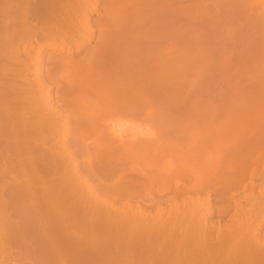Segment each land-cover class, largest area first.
Returning <instances> with one entry per match:
<instances>
[{"label":"rangeland","instance_id":"374dc122","mask_svg":"<svg viewBox=\"0 0 264 264\" xmlns=\"http://www.w3.org/2000/svg\"><path fill=\"white\" fill-rule=\"evenodd\" d=\"M4 1L0 0V5H1L0 6V13L5 12L3 9L4 8L3 6L5 5L6 2H4ZM31 1L32 2L35 1L34 3H36V2L39 3V0H31ZM40 1H42V0H40ZM75 1L76 0H74V2L72 1L74 3L73 6L76 4ZM114 1H115V3H114L115 6L109 7L107 5V0H98V2L96 4V10L89 14V21H90V24H91L92 30H93V35H92L93 39L87 45L85 44L83 49H81L80 51H76L73 56H71L69 53H67V51H62L59 48H62V47L71 48L72 46H75V44H82L83 43L84 38L82 35H80L81 33H79V31L77 30L79 25H76V27L78 26L77 29L73 30L72 33H69L68 39L64 40L63 44H60L57 49H54V47H46L43 50V53L41 54V57H42L41 58L42 59L41 65H39V67H37L38 66L37 62H36L37 60H35L36 58H38V55H39V50H38L39 46H36L37 42L40 40L38 42V45H42V46L44 45V43L46 44L47 42H49V43L52 42V39H50V37H49V39H47V37H46V33L48 31L44 32L45 37H46L45 39H47V42H46V40L42 39V38H44V35H42L43 31L47 30V29H43V28H47L50 26V25H47V23H45V22H48V20L44 21L45 19H43V18L36 19V20L32 19L33 22L37 21L35 23H36V25H38L37 26L38 30H39L38 32L41 35H39V36L37 35L36 45L34 44V42L29 43L31 45H29L27 42L28 45L26 44V46H25L27 51L29 52L27 54L29 56H32V57H29L28 55H26V57H28V58H26L27 62L24 60V63L26 62L25 63L26 65H24L23 61L20 62L18 60H16L17 64L14 60H12V62H15L14 64H9L11 62V60H9L8 58H7L8 59L7 60L6 57L3 58V55L1 53L3 51L0 52V57L2 55V58H0V59H2V60H0V64H2V65H0V66H3V65L7 66V67H5L6 70L8 68V69L12 70V72H14V70L21 72V71H23V70L25 71L27 69L25 71V73H23V72L20 73L21 76H17V78H18L17 80L19 81V78H21V81L23 82L24 77L29 78L28 81H30V82H28L27 80L24 81L25 84L19 82L23 86L21 89L24 88L28 92H30L31 90H32V93L37 91L36 90L38 87V85L36 83L38 80L37 71L39 69H41L42 73H43L42 78H43L44 83L46 84V87L42 92H40L39 95L49 93L48 98H51L53 105L55 104L54 106L56 107V108L54 107L52 109L48 108L45 104L46 99L43 101L44 102L43 104L45 107L44 106L42 107V104H40L39 107L37 106V108L29 107L31 104H27V103L31 102L32 99H35V98H33V97H35L34 93L31 94V96H32L31 97L32 99L30 98L31 101H27V103L24 102V103H26V106L22 102H20L21 106L19 105L18 102H17L18 104L17 103L14 104V102H13V104L15 106L9 107L10 105L8 106V104H11V102L7 104L8 100H9V99L7 100V97H9V98L13 97L14 98V96H12V93L10 91L9 92L11 94L5 93L4 96L5 97L7 96L6 98L5 97L0 98V99H2V100H0V102H2L1 104L3 105V102H4V104H7L4 106L5 107L8 106L6 108L4 106H0V118H2L0 120V135L2 134V138H4L3 142L0 139L1 140V143H0L1 144L0 145V173H1L0 174V189H1L0 190V204H1L0 205V208H1L0 209V211H1L0 212V238L2 237L1 235L12 236V233L15 236H17L15 233H18L19 234L18 237L20 236L19 237L20 240H18V238H15V239L13 238L12 242L8 240V239H10V237L8 238V236L6 239L2 237L1 238L2 241H0V242L1 243L3 242L2 243L3 246L9 244L10 247L12 248L11 251H14V254L19 253L18 255H16L18 258L15 256V258L12 259V263L14 261L13 264H20V263H22V264H24V263H27V264H194L195 263V264H197L196 262H199L200 260L201 261L198 264H202V263L204 264V262H205V264L206 263L207 264H222L224 259H221V257H220V259H217V262H216V260L214 262L202 261V259H203L202 253L203 252L201 253L202 256L196 255V256H198V257H196L195 254H198V253L195 252V254H194L193 251L191 252L189 250H188L189 252L187 251L188 253L186 251H184L185 253H183V254H182L183 251L180 252V254H179V252H177L173 249L166 250V247L163 243L161 244L160 241H158V240L156 241V239H153L152 233L150 231H148L146 233L145 230H142V231H144V233L137 232V234H135L136 233V232H134L135 230L130 231L128 229L129 231L127 230L128 232L126 231V234L124 231L123 234L119 233L120 235L119 234L116 235V233H110V232L108 233L106 229H104V231L106 230V233H104L102 231L103 229L101 230L100 228H99V230H101L102 232L96 228H95L96 230L93 229L91 227L92 223L90 221H89L90 222V224H89L90 226H89L88 225L89 222L83 220L84 219L83 216L85 217V214H83V212H82L84 210H82L83 206L81 204L83 200H81V198H80L81 196H79V195L82 194L84 196L83 191H82L84 189V187H83L84 185H81V183H79L78 181H75L81 185L80 187H83V189L81 188L79 190V188H76L75 185H72L75 182L72 180L74 183H71V180L68 178L71 176V174L74 173L73 172L74 171L73 166H72L73 163H72V161L71 162L69 161V163H68V160L66 162L65 159L63 161L61 155L69 147L66 148V145H65V148H63L62 144L64 143V144H67V146H70L69 149L71 151H73L72 153H75L74 155H75L76 161H79L81 164L80 169L82 168L81 171L84 174L83 176H86L89 179L93 178L91 181L93 182L94 186L96 184V187L98 189L97 191L99 192V194H101V196L103 195V197L105 196L109 199L111 197L110 194L106 195V193L108 192V189H109L108 188L109 185H112V183H116L118 178H120L121 176L118 177V176H116V174L111 176V174H109V173H113V170L111 169L112 172L111 171L109 172L111 166H109L110 163L107 161L110 160L109 159L110 157H111V160H115V158L118 161H119V158H120V161H121V159L124 160V155H126L127 153L129 154V152L132 149L127 150L126 154H124L125 152L122 151L123 155H121V153L120 154L116 153V155L114 154V156L113 155L110 157L108 156V160L104 163L102 161L105 160L107 157L105 159H101V158H104L103 156H105V155L107 156L108 154H110L111 152L108 153V151H111L110 148L112 147L114 149L118 143L120 144V142L123 138L126 140L123 139L122 142L123 143L125 142L127 145L131 144L132 140H134V141L136 140L135 142L138 143L137 148L138 147L143 148V146L144 145L146 146V143H147V148L149 147L148 149H152L150 147H152V145L155 144L154 140L159 141V142L156 141L157 143H161V147L159 148L160 150L158 149V151H156L157 146H155V147L153 146V149L154 148L156 149V150L152 149L153 152L151 150L149 151L148 149H145L144 152H142L143 151V149H142L141 153H139L140 152V150L138 151L139 148L138 149L136 148L137 149V156L134 155L133 154L134 152H133L131 154L132 155L131 159H130L131 155L127 154V156H128L127 160L130 159L131 161L129 160V163L127 164V162L125 160L124 166L127 164V167H123V164H121L122 168L119 166V169L120 168L121 169L117 170V171L118 172L121 171L124 174V172H129L130 170L132 171V169H134L133 171L135 172V174H134L135 177H136V174L138 172H140L144 167H146L145 165H149L152 161L156 162V164H157V167L155 166L156 170L159 167L158 169L161 170V172H163L164 168L166 169L167 165L169 163H171V164L175 165L176 167H179L180 165L186 166L188 171L193 173L192 175L195 174L194 177L195 176L198 177L199 175H201L202 172L201 171L197 172V170H196L197 166L206 165L207 162L212 161L216 156H218V154L221 153V149L215 148V147H207L203 151H202V149H200L201 146L199 144L202 143V139H200V138L204 139L203 134H207V133H208L207 136L209 135V133H210V135L212 133L211 138L212 137L214 139L217 138L216 140H218V136H216V138L214 136L218 135V133L220 131V133L223 134L220 136V133H219V136L221 137V138L219 137L220 141H222L223 144L225 142H227L226 145L230 146V148L234 150L233 153H239L240 154V152H241V151L235 152L236 150L237 151L239 150V149H235L237 144H242L243 147H245L246 151L241 152V154L244 153V155H246V156H247V154H246L247 151L252 152V150L255 149V145H256L255 142L256 143H258V142L263 143L262 146L264 149V0H134L135 3H134V5H133V3H131V6H126L125 4L121 3V0H114ZM65 2L66 1L62 2V4L66 5L67 2L66 3ZM128 4H130V3H128ZM91 9H92V6L86 4L85 6H83V8H81V11L84 10L85 12L83 11V13H88L89 11H91ZM126 9H128V11H130V10L132 11L131 18L128 22V23H130V25H129V31H128L127 36L129 37L130 42H131V46L129 45V49L132 47V49H130V51L133 50L132 51L133 56L127 61L126 67L128 69L127 74L128 75L132 74L133 76L130 75L131 78L127 81L128 83L132 82L131 83L132 86H130V90H132V91H129L130 95H124V97L122 96V98H125V100H124L125 103H128L131 106L135 105V106L141 107V109L143 108V113L139 117L133 116V115H130V116L122 115L124 117L120 116V118H118V116L106 117V116H102V115L100 116V118L99 117H97V118L89 117L86 115V114L89 115V113H90L89 109L91 111H93V110H96L99 108L100 109L105 108V107L111 105V103L113 104V100L110 98L105 99L101 96L100 97L97 96L98 98L94 97L93 99H89L88 97H85V96H81L79 99V97L76 96L75 101L78 100L77 102L78 103L80 102V104H82L83 106L80 105L81 107L76 108V109H74L72 106L68 107L69 103H71V101H74L72 99L74 96L72 97V95L64 92V88H65L64 86H67L65 80H64V83H62L63 80H61V81L59 80L60 81V84H59L58 82L55 83V81L52 80V78L55 77V78H59V79H67L66 77L69 75L68 71L70 72L71 70H68V71L63 70L64 72L60 71L61 73L58 72V74L55 73L54 71L52 72V67H51L52 59L53 58L55 59L56 55L57 56L61 55V57H63V59L65 58V60H66L67 58H69L70 60H67V61H70L72 63L77 64L78 62H80L86 58H90L93 51L95 49H97L100 46V44L103 42V39H104L103 31H106V29H108L109 27L115 28L116 26L122 25L123 21H121V18L119 15H120V13L123 12V10H126ZM135 9H136V11H135ZM3 13H2V15H3ZM19 14L20 13L18 12V15ZM4 16H6V15H4ZM0 18H2V16H0ZM5 18L6 17H4L2 19L4 20ZM3 20H2V22H3ZM106 20L107 21L110 20V26L105 25ZM5 21H7V20H5ZM58 22H59V24H61L60 21H58ZM0 23H1V21H0ZM7 24L8 23H6L5 26ZM45 24H46V26H45ZM51 24L54 25V23H51ZM53 25H51V27H53ZM1 26H3V25H1ZM56 26H57V24H56ZM56 26L54 27L55 29H57ZM150 26H152V27L150 28ZM1 28H5V27H1ZM1 28H0V30L2 31ZM79 28H81V27H79ZM146 28H148V29H146ZM11 29H12V31L14 30L12 27H11ZM145 30H148V31H146L147 34L145 33ZM9 31H11V30L9 29ZM2 32L4 33L5 30ZM2 32L0 34H3ZM50 33L51 32H49L48 35ZM142 35H146L145 39H143L144 37ZM41 36H43V37H41ZM57 39L58 40H55V38H54L53 41H60L61 38H57ZM25 43H26V41L23 44H25ZM23 44H21V45H23ZM25 47L23 45L20 47V49L21 48L24 49ZM35 50L37 52H35ZM30 52H31V55H30ZM36 55H37V57L35 58ZM52 56H54V57H52ZM95 57H98V56H95ZM3 59L7 60V61L4 62ZM31 60H32V62H31ZM143 61H146V64H148L147 68H149L148 70H146V71H149L148 72V78H146V79L149 81L151 80V82L146 80L148 82V85L150 88L147 89L148 92L146 91L145 92L146 95H144V96H142V94H143V92L141 91L142 86H140L141 88L139 87V85H141L140 84L141 82L139 80L141 77L140 74L144 73L142 64H144L145 62H143ZM28 62H29V64L31 62V64L27 65ZM8 64H9V66H8ZM17 65H18V68H17ZM130 65H131V67H130ZM140 65H142V66H140ZM4 66L0 67V73L3 71V69H1V68H4ZM25 66H27V67L25 68ZM139 66L141 69L139 68ZM154 67H156V68H154ZM161 67L163 68L164 73L162 72ZM150 68H151V70H150ZM156 71L158 72L157 75H159V76H156ZM159 71L161 72V74L164 77L161 76ZM12 72H10V73H6V71L3 72V73L8 74V75H4V74L1 75L0 74V76L2 77V78L0 77V80L2 82H6V81L8 82L9 80L11 81L12 79H14V75L12 74ZM9 74H11V75H9ZM24 74H26L27 76H24ZM62 75H64V76H62ZM139 75H140V77H139ZM150 76H152V77H150ZM160 76L164 80H162ZM132 77H133V79H132ZM26 81L28 83H26ZM134 81H136V82H134ZM160 81H161V83H160ZM156 82H159V83H156ZM135 83H136V85H134ZM152 83H153V85H152ZM55 84H57V85H55ZM61 84H64V86H62ZM158 84L160 86H156ZM155 86H156V89L158 87V91H156ZM167 86H168V88H167ZM62 87H64V88H62ZM132 87H133V89H131ZM29 88H31V89H29ZM136 88H138L137 90L140 89L141 92L136 91ZM165 88H166V90H168L167 92H166ZM151 91H152V94L150 95L149 93H151ZM21 93H24L23 90H21ZM147 94H148V96H147ZM8 95H10V96H8ZM14 95H16V94H14ZM29 96L27 97V100H29L28 99ZM3 99L5 101L7 100V102H5ZM87 99H89V100H87ZM95 99H96V101H95ZM98 99H99V101H98ZM174 99H176V101H174ZM83 100H84V103H83ZM92 102H94V103L92 104ZM66 103H68V104L66 105ZM16 104L19 105L21 108L19 106H16ZM22 104L24 105L23 106L24 108H22ZM140 105H142V106H140ZM8 108H9V111H8ZM25 108L29 109L28 110L29 112L28 111L27 112L31 113V115L30 114L29 115L31 116L32 120H31V122L28 121L29 123L25 122V123H28L27 125L23 124V126H21L22 125L21 123L23 121L20 120V118H19V117H21L19 115L20 114L19 110H23ZM47 109H49L50 111L49 110L47 111ZM53 109H55V110H53ZM13 110H16V111H14L15 115L13 114L14 118L11 117L12 114H10V116H9V114H6V112H5V111H7L8 113H11V111H13ZM17 110H18L19 114L17 113ZM39 110H41V113ZM76 110H77V113H76ZM45 111H46V113H45ZM59 111L63 113V116L67 115L66 117H68V119H69L68 121L70 122V123L67 122L63 128H61L63 123L60 124L56 118V117H58V115H60ZM23 112H24V110H23ZM4 113H5L6 117L9 116L12 120L10 118L8 119V117L6 119ZM82 113L83 114L86 113V114H84V116H83ZM45 114H46V116H45ZM51 114H52L51 117L55 116V118H53L54 126L52 125V126H50L51 129L50 128L48 129L46 126H48L50 124H49V122L46 123V121H48L47 117ZM79 114H80V116H79ZM32 115L33 116L35 115L36 119L33 118ZM149 115H150V118H149ZM77 116H79V117H77ZM79 119L80 120L82 119V120L80 121ZM10 120H11V122L13 121L12 124H11ZM49 120H50V118H49ZM14 121H15V123H14ZM20 121H22V122H20ZM33 121H35V122H33ZM36 121H37V123H39V125L36 124ZM17 122H19L20 125ZM91 122H92V124H91ZM31 123H33V125ZM79 123L80 124L83 123V124L80 125ZM89 123H90V125H89ZM9 124H11L12 126L14 125V127L15 126H17V127L14 128V127L10 126ZM44 124H45V127L42 128L41 126H44ZM56 126H58V127H56ZM101 126H103V127H101ZM74 127H75V129H74ZM8 128L10 131L11 130L12 131L9 132V130H7ZM66 128L70 129L69 130L70 132L66 131L67 133H65L64 130H67ZM62 129H64V130H62ZM99 129L101 131H99ZM39 130H40V132H39ZM81 130L82 131L84 130L87 133L85 134V132H84L82 134V132H81L82 135H79ZM27 131H30V132H27ZM88 132H90V134ZM98 132H100V135ZM225 133H227V134H225ZM42 134H43V136L44 135L45 136L43 137ZM93 134H94V137H93ZM83 135H85V136H83ZM113 135L117 136L116 137L117 139L119 137L120 142L118 140L116 141V139L114 140ZM149 135L152 136L153 138L150 137ZM39 136H40V138H43L46 141L44 140L42 143L43 139H41V141H40ZM88 136H89V138H88ZM96 136H98V137H96ZM109 136L111 138H113L115 143L117 142L115 145H113L114 143L111 142L112 139ZM199 136H201V137H199ZM22 137L24 140L22 139ZM52 137H54V138L52 139ZM154 137H155V139H154ZM79 138H81V139L79 140ZM129 138H130V141H127V140H129ZM146 138H147V140H146ZM108 139H111L110 142L113 146L108 147V145H111V144H109ZM149 139H150V141H149ZM82 140L84 142H82ZM105 141H106V143H105ZM212 141H214V140H212ZM85 142L87 144L84 145L83 143H85ZM239 142H242V143H239ZM246 142L248 144L245 145ZM51 143H53V146ZM81 143H82V145H81ZM40 144H41V146H40ZM57 144H61L62 148H60V150L62 149L63 152L62 153L60 152L59 154H61V155H59L57 160H54L53 156L51 155L52 154L51 152L53 151L54 148H56L55 146H57ZM96 144L97 145L100 144L101 149H102V146L104 145L105 147L108 148V150L102 149V150H104V151H102L101 149H98L96 147L98 149V151L101 150L100 151L101 153L102 152H104V153L107 152V153L101 154L100 152H98L102 156V157L99 156V157H101L100 158L101 163H99V161H97L98 162V163L96 162L97 165L94 167V169H92L93 167H91V169H92L91 170L89 167L90 165H88V163L90 161L87 163V161H85V160H89V158H90L89 154H91L92 152L95 154L97 152V151H95L96 149L94 148V145L97 146ZM148 144L149 145L152 144V145L149 146ZM86 145H89V146H86ZM104 146H103V148H104ZM238 146L240 147L241 150L244 149L241 145H238ZM44 147H45V150H44L45 152L43 151ZM91 147H93V149ZM119 147H120V145H119ZM260 147L258 146V149ZM47 148H48V150L50 148V150H49L50 152L47 150ZM23 149H24V151H23ZM86 149L88 152L86 151ZM115 149H116V151L115 150L114 151L117 152L118 151L117 146ZM227 149H228V147H227ZM231 149L230 150L228 149V152L231 151ZM263 149L261 147V150H263ZM28 150H30L29 153H28ZM55 150L58 151L59 149H55ZM147 150L149 152H147ZM197 151H199L201 154H196ZM258 151L260 152V149ZM119 152L120 151H118V153ZM228 152L226 155H228L230 153L229 155L231 156L232 153L231 152L228 153ZM253 152H254V150H253ZM22 153L24 155H22ZM254 153L257 156L261 155V154L264 155V152L258 154L255 151ZM239 154H237V155H239ZM251 154H250V156H251ZM255 154H254V156H255ZM40 155H41V157H40ZM229 155H228V157H230ZM237 155H235V156H237ZM91 156L94 157L96 155H94V156L91 155ZM127 156L125 157V159L127 158ZM233 156L234 155H232L230 158H233ZM235 156H234V158H235ZM239 156H237V157H239ZM117 157H118V159H117ZM259 157H261V156H259ZM10 158H11L12 162L10 161ZM37 158H39V159H37ZM59 158H61V161ZM83 158L85 159L84 160L85 163L83 162ZM132 158L139 161V162H137L135 160H133V161H135L136 163L132 162ZM250 158H252V157H250ZM263 158H264V156H263ZM20 159L22 162L18 161ZM262 160H263L262 161V164H263L264 159H262ZM53 161L54 162L56 161L57 164L56 163L55 164L58 166V167H56L57 168L56 171H55L56 168L52 169L54 172L52 170H50L51 168H48L49 167L48 164H50L52 166ZM13 162H14V164H13ZM62 162H64V163H62ZM19 163H20V165L18 167L17 164H19ZM59 163H60V165L61 164L62 165L60 166ZM6 164H7V166H6ZM42 164H47L48 166L46 167L45 165H42ZM256 164L255 165L257 166V168L254 165L253 167L251 166L252 167L251 169H253L255 167L254 169L255 170L257 169V172H259L258 167L260 170V168L262 167L261 162L259 161V163H256ZM66 165H67V167H66ZM106 165L109 167H107ZM233 165H237V164L233 163L232 166L230 165L234 169ZM138 166H139V168H138ZM97 167L100 171L97 169ZM103 167H105L106 169ZM239 167H240V165H239ZM43 168H45V169H43ZM46 168H48V171H51L53 173L49 174L48 171L43 172V170H46ZM52 168H53V166H52ZM63 168H64V170H63ZM247 168H249V167H247ZM263 168H264V165H263L262 169ZM144 169H146V168H144ZM228 169H231V168L227 167L226 170L229 171ZM251 169L249 168V170H251ZM10 170L13 172H11ZM104 170H106V171H104ZM29 171H30V173H29ZM95 171L98 174H99V172H101L98 175L99 178L97 179V182L95 179V174L93 175V173H96ZM133 171H132V173H134ZM251 171H254V170H251ZM26 172L28 174H26ZM60 172L61 173L63 172V173L61 174ZM87 172H89V173H87ZM118 172H117V175H118ZM23 173H25V174H23ZM44 173H45V175H44ZM129 173L132 174L131 172H129ZM228 173H230V172H228ZM34 174H36V175H34ZM48 174H49V176H48ZM130 174L127 173V175H130ZM59 175L61 177H59ZM107 175L108 176L110 175L111 177L110 176L108 177ZM119 175H121V174H119ZM124 175L126 176V174H124ZM38 177H42L44 180H47V181L51 180V182H50L51 184H49V181L47 183L45 181V184H47V186L45 185V188L46 187H48V188H46V189L43 188L42 191L46 190V192L43 191V193H42L41 191H39L40 187H38L39 186L38 181H37V180H39ZM116 177H118V178H116ZM176 177L177 176L171 177V179L174 178V180H172V181H176V183L177 182L179 183V181L181 179L178 180L179 178H177V180H176ZM65 179H66V181H63ZM71 179H73V178H71ZM165 179H166V177H165ZM52 180H53V182L57 181V182H55L56 185L53 184ZM182 180H181L182 183H183V181H184V183H187V181H185V180L182 181ZM253 180H254V182H253ZM114 181H116V182H114ZM161 181H163V182H161ZM164 181H165L164 178L163 179L159 178V179L152 181V183L147 184V185H149L148 187L151 189L147 188L148 191L147 190H145V191L150 193L151 197L149 194H148L149 196H146L145 193H141V191L137 192V193L135 191L134 193H136V194H133L132 196H129V197L126 196L124 198H120V199L118 198L117 200H116V198H113V199H115V204L116 205H122V203H123V205H124V204H126V202L128 203L130 201L132 203L136 204V202H137L142 208H144V209L146 208V210H149V211H151V210L155 211V208L157 209L158 207H161V206H163V207L165 206V208H168V202L170 200L180 201L182 198H184L183 195L177 196V194H176L177 189H176V186L174 185V182L169 180V182L170 183L172 182L173 185L168 187L169 186L168 184H167L168 186H164L165 185ZM58 182H59V184H57ZM29 183H32L31 184L32 186L29 185ZM60 183L63 185H60ZM188 183L190 184V182H188ZM242 183H243V181H242ZM244 183L247 185L246 188H244L245 187L244 185H239L237 188L229 189V190H227V192L226 191L221 192V194L219 192L221 188L220 189L218 188L219 191L217 189L215 191L210 190L211 191L210 197L212 200L213 209L215 210V213L208 218V222L210 220V221H212V223L214 222L215 225H218V223H221V224H225V222L228 223L232 219V216H234L237 212L235 209V204H236L237 199H239L240 197H242L243 195H245L246 193L251 192V191L255 192L256 194H259L261 191H263L264 178L262 179V177H260V176H257L256 178H253V179L252 178L248 179V177H247L246 182L244 181ZM78 184H76V185H78ZM25 185L28 187H26ZM179 185H181V184H179ZM61 186L62 187L64 186L63 188H65V186L67 187L66 189L68 191H66V189H65V192H69V190H70L71 195L69 193H67V196L65 195L66 197H68L70 195L69 200L71 199L70 197H72V195L74 196V193L76 195L78 194L76 198H80V200H81L80 204H78L77 199L75 198L76 199L75 200V199H73V197H72L73 201L75 200V202H73L71 200L73 203H71V201H69L68 198L66 200V197L63 196L66 193L61 188ZM105 187H107L106 193H104L105 189L103 190V188H105ZM17 189H18V191H17ZM47 189H49V190H47ZM58 189H59V191L62 190V192H59ZM72 189H73V191L76 190V192H73ZM144 189H146V188H144ZM204 190L205 191L204 192L202 191L201 193H191V194L192 195L198 194L199 196L201 195V197H204V195L207 193V191L209 192V190H207V189H204ZM47 191L48 192L51 191L53 193L54 197L52 196L51 192H50L51 193V195H50L49 193H47ZM150 191H153V192H150ZM57 192L60 194L58 195ZM62 193H63V195H61ZM84 193H85V191H84ZM223 193L225 195H223ZM48 194L51 197H49ZM34 195H36V196L34 197ZM85 195H86V193H85ZM174 195H176V196H174ZM45 196H46V198H44ZM172 196H173V198H172ZM143 197L144 198L146 197V199H144ZM53 198H55V199H53ZM84 198H85V196H84ZM231 198L233 200L232 203L234 204L233 207L231 208V210L225 215H223V214L218 215L219 210H222L224 207H227L229 205V200H231ZM37 199H39V200H37ZM64 199L68 203L67 202L64 203V201H65ZM109 199H107V200H109ZM111 199H112V197H111ZM113 199L110 201L114 202ZM166 202H167V204H166ZM48 203H49V205H48ZM57 203H59V204H57ZM63 204H66V205L68 204V205H67V207L66 206L63 207ZM151 204H152V206H151ZM242 204L245 206L248 205L247 206L248 208L251 206V204H248L244 200H242ZM61 207H62V209H61ZM70 207L75 211L72 212V209ZM67 208H70L71 212L69 209H68L69 211H67ZM88 209H89V207H87V211H88ZM14 210H15V212H14ZM61 212H63V213H61ZM68 212H69V216H68ZM20 213H21V215H20ZM62 214H63V217H62ZM94 219H96V218H94ZM94 219H92V220L95 221ZM6 220H7V222H5ZM9 220L11 221V223L9 222ZM62 220H63V223H62ZM123 220H125V219H121L119 222H121ZM255 222L257 223L258 220H255ZM7 224L9 226H7ZM64 224H67V225H64ZM70 225H71V227H70ZM254 225H252V228H251V226L249 228V231H253V232L255 231L254 235H252L253 232H251V234H247V232H248V230H247V232L245 231L247 234L246 236L249 235V237H251V238L254 236L253 238L255 240L256 239L264 240V224L260 228L258 226L255 228ZM113 226H115V225H113ZM120 226H121V224H120ZM67 227H70L71 229H69V228L67 229ZM63 228H64V230H63ZM254 228H255V230H253ZM91 229H92V231H91ZM138 229H140V228H138ZM86 230H88V231H86ZM63 231H64V233H63ZM93 231H94V234H93ZM113 231H111V232H113ZM114 232H116V231H114ZM33 233H34V235H33ZM149 233L151 234L152 239L150 238ZM140 235L141 236L143 235V236L141 237ZM240 235L242 237H244L245 234L244 235L240 234ZM146 236H147V238H146ZM134 237H135V239H134ZM239 237L240 236H238L236 238V240H239ZM16 239L19 243L18 242L16 243V241H15ZM140 239H141V241H140ZM254 239H252V240H254ZM5 240L7 242L6 244L4 243ZM233 241H235V240H233ZM254 241L251 243V239H250L249 244H251L250 245L251 248H252ZM118 242H119V244H118ZM156 242H158V243H156ZM236 242H238V241H236ZM11 243H12V245H11ZM121 243H123V244H121ZM19 245H21V246H19ZM240 245H238V246H240ZM254 245H256V243ZM8 246H5V247L8 248ZM227 246H230L228 248H230L231 250H232V248H234L233 250H235L234 246H236V245H233L232 248H231V246H232L231 244L227 245ZM10 247L8 249L9 251H10ZM100 247L101 248L103 247V250ZM24 248L26 249V251L28 250V254L26 255V253H27L26 252L25 255L27 256V258L29 260H27L25 258L26 256L24 257V259H22L23 257L21 258V256H20V255L24 256L23 255L24 253L22 252ZM89 248H91V249H89ZM123 248H124V250H123ZM224 249H226V248H224ZM222 251H223V253H225L227 250H222ZM223 253H221V254H223ZM14 254H13V256H14ZM43 254H44V256H43ZM234 254H232V258H233ZM241 254L243 255L244 253L241 252ZM185 255H188V256H185ZM224 255L226 256V254H224ZM238 256H239V253H238L237 257ZM19 257L22 259V261L24 260V262H21ZM224 257H222V258H224ZM235 257L236 256L234 255V258ZM239 257H241V256H239ZM242 257H244V255ZM186 258H187V260H186ZM191 258L192 259L196 258L195 259L196 261L192 260ZM14 259H16V261ZM25 260H26V262H25ZM220 260H222V262H220ZM243 260H244V258H243ZM12 263H10V264H12Z\"/></svg>","mask_w":264,"mask_h":264},{"label":"bare ground","instance_id":"6f19581e","mask_svg":"<svg viewBox=\"0 0 264 264\" xmlns=\"http://www.w3.org/2000/svg\"><path fill=\"white\" fill-rule=\"evenodd\" d=\"M4 1V0H3ZM64 1H66L65 3H66V5H64V4H62V2H64ZM74 2V0H42V1H40L39 0V3H34V2H32L31 0H5L4 2H6L5 3V5L3 6L4 8V13L3 12H1L0 13V16H2V18H4V17H6L4 20L2 19V18H0V21H1V23H0V26L1 25H3V26H1V27H5V28H1L2 29V31H4L5 30V32L3 33L1 30V32L3 33V34H0V52L1 51H3V52H1L2 53V55H3V58H5L6 57V59L8 58L9 60H11V62L9 63V64H14L15 62H16V60H18V61H20V62H22L23 61V63H24V60L26 61V58H28V57H26V55H28L27 53H29L28 51H27V49H26V44H27V42H28V44L29 43H32V42H34V44L36 45V42H37V35L39 36V35H41L38 31V25H36V23L35 22H37V21H35V22H33L32 21V19H34V20H36V19H40V18H43V19H45L44 21H47L48 20V22H45V23H47V25H50L49 27H47V28H43V29H47V30H44L43 31V34L42 35H44V38H42V39H44V40H46V42H47V39H49V37H50V39H52V42H47L46 44L44 43V45L42 46V45H38V42L40 41L39 39V41L37 42V45L36 46H39V55H38V58H36L37 57V55L35 56V60H37L36 62H37V67H39V65H41V54L43 53V50L46 48V47H54V49H57L58 48V46L60 45V44H63V42H64V40H66V39H68V36H69V33H72L73 32V30H75V29H77V27H76V25H79V27H81V28H79L78 27V31H79V33H81L80 35H82L83 36V38H84V40H83V43L82 44H75V46H72L71 48H65V47H62V48H59V49H61L62 51H67V53H69L71 56H73L74 55V53L76 52V51H80L81 49H83V47L85 46V44L87 45L88 43H90L91 42V40L93 39V30H92V26H91V24H90V21H89V14L91 13V12H94L95 10H96V4H97V2H98V0H76L75 1V3L77 4H75L74 6H73V2ZM126 1V2H125ZM115 1L114 0H107V5L109 6V7H114L115 6ZM121 3H123V4H125L126 6H131V3H133V5H134V3H135V1L134 0H121ZM128 3H130V4H128ZM91 5L92 6V9H91V11H89L88 13H83V11H81V8H83V6H85V5ZM122 4V5H123ZM128 4V5H127ZM1 6V5H0ZM6 7V8H5ZM6 9V10H5ZM176 10V9H175ZM2 11V10H1ZM135 11H136V9H135ZM165 11V10H164ZM18 12L20 13L19 15H18ZM85 12V11H84ZM2 13H3V15H2ZM4 15H6V16H4ZM131 15H132V11L130 10V11H128V9H126V10H123V12L122 13H120V18H121V21H123V23H122V25L121 26H116L115 28H113V27H109L108 29H106V31H103V33H104V39H103V42L100 44V46L97 48V49H95L94 51H93V53H92V55L90 56V58H86V59H84V60H82V61H80V62H78L77 64H75V63H72V62H70V61H67V60H70L69 58H67L66 60H65V58L63 59V57H61V55H56V58L54 59H52V63H51V67H52V72L54 71L55 73H57L58 74V72L59 73H61L60 71H63V70H71L70 72L68 71V76L66 77L67 79H59V78H52V80H54L55 81V83H59L60 84V81L61 80H63V82L62 83H64V80H65V82H66V84H67V86H64V84H61L62 86H64V87H62V88H64V92L65 93H67V94H70V95H72V99L74 100V101H71V103H69V105H68V107H70V106H72L74 109H76V108H79V107H81V106H83L82 104H80V102L78 103L77 101H75V97L76 96H78L79 97V99H80V97L81 96H85V97H88L89 99H93L94 97L96 98L97 96L98 97H103V98H105V99H107V98H110V99H112L113 100V104L111 103V105H109V106H107V107H105V108H99V109H96L95 107V109L96 110H93V111H91L90 109H89V111H90V113H89V115L88 114H86V113H84V114H86L87 116H89V117H95V118H97V117H99L100 118V116L102 115V116H106V117H108V116H118V118H120V116H122V115H126V116H130V115H133V116H141L142 115V113H143V108L141 109V107H139V106H135V105H129L128 103H125V98H122V96L124 97V95H130V92L129 91H132V90H130V86H132V82H127L131 77H130V75H132V74H127V61L133 56V50L132 51H130V49H132V47L129 49V45L131 46V42H130V39H129V37L127 36V34H128V31H129V25H130V23H128L129 22V20H130V18H131ZM2 20H3V22H2ZM5 20H7V21H5ZM42 20V19H41ZM58 21H60L61 22V24H59V22ZM3 23V24H2ZM6 23H8L6 26H5V24ZM49 23V24H48ZM51 23H54V25L56 26V24H57V26H56V28L57 29H55L54 27V25L53 24H51ZM60 26H59V25ZM51 25H53V27H51ZM105 25L106 26H110V20L109 21H107L106 20V23H105ZM9 26V27H8ZM20 26V27H19ZM45 26H46V24H45ZM7 27V28H6ZM11 27L14 29L13 31H12V29H11ZM152 26H150V28H151ZM154 27V26H153ZM11 30V31H9V29ZM55 30H54V29ZM18 29V30H17ZM40 29V28H39ZM49 29V30H48ZM146 29H148V28H146ZM53 30V31H52ZM45 31H48L47 33H46V37H47V39H45L46 37H45V34H44V32ZM77 31V32H78ZM146 31H148V30H145V33H146ZM0 32V33H1ZM49 32H51L49 35H48V33ZM76 32V31H75ZM39 33V34H38ZM147 34V33H146ZM144 38L143 39H145V37H146V35H142ZM41 37H43V36H41ZM55 38V40H58L57 38H61L60 39V41H53V39ZM71 38V37H70ZM134 38V37H133ZM136 39V38H135ZM17 43H16V42ZM26 41V43L25 44H23L24 42ZM140 41V40H139ZM23 42V43H22ZM23 44L24 45V49H20V47L21 46H23V45H21V44ZM27 44V45H28ZM14 45V46H13ZM16 45V46H15ZM29 45H31V44H29ZM160 45V44H159ZM34 46V45H33ZM35 46V47H36ZM38 48V47H37ZM26 49V50H25ZM135 49V48H134ZM137 49V48H136ZM23 50V51H22ZM25 50V51H24ZM30 50V49H29ZM32 50V49H31ZM37 50V49H36ZM35 50V52H37ZM138 50V49H137ZM5 51V52H4ZM27 51V52H26ZM177 51V50H176ZM34 52V53H35ZM144 52V51H143ZM146 52V51H145ZM38 54V53H37ZM137 54V53H136ZM2 55H1V57L0 58H2ZM30 55H31V52H30ZM139 55V54H138ZM137 55V56H138ZM29 56V55H28ZM95 56H98V57H95ZM141 56V55H140ZM146 56V55H145ZM144 56V57H145ZM177 56V55H176ZM29 57H32V56H29ZM52 57H54V56H52ZM175 57V56H174ZM163 58V57H162ZM7 59V60H8ZM146 59V58H145ZM155 59V58H154ZM157 59V58H156ZM0 60H2V59H0ZM7 60H4L3 59V61L5 62V61H7ZM12 60H14L15 62H12ZM29 60V59H28ZM34 60V61H35ZM132 60V59H131ZM136 61V60H135ZM155 61V60H154ZM9 62V61H8ZM27 62V61H26ZM25 62V63H26ZM31 62H32V60H31ZM31 62H30V64H31ZM143 62H145L144 64H142L143 65V70H144V73L143 74H140L141 75V77H140V75H139V77H140V84L141 85H139V87L140 86H142V89H141V91L143 92V94H142V96H144V95H146V91H147V89L148 88H150L149 87V85H148V82L147 81H149V80H147L146 78H148V72L149 71H146V70H148L149 68H147V65L148 64H146V61H143ZM153 62V61H152ZM7 63V62H6ZM24 63V65H26ZM129 63V62H128ZM148 63V62H147ZM151 63V62H150ZM154 63V62H153ZM157 63V62H156ZM9 64H8V66H9ZM16 64H17V62H16ZM29 64V62H28V64L27 65H30ZM138 64V63H137ZM161 64V63H160ZM0 65H2V64H0ZM135 65V64H134ZM142 65H140V66H142ZM152 65V64H151ZM4 66V65H3ZM3 66H0V67H3ZM15 66V65H14ZM129 66V65H128ZM140 66H139V68H140ZM153 66V65H152ZM5 67H7V66H4V68H1V69H3V71L0 73L1 75H8V74H5V73H3V72H5L6 71V73H10V72H12V70H10V69H8L7 68V70L5 69ZM11 67V66H10ZM9 67V68H10ZM27 66H25V68H26ZM130 67H131V65H130ZM134 67V66H133ZM150 67V66H149ZM17 68H18V65H17ZM24 68V69H25ZM135 68V67H134ZM154 68H156V67H154ZM162 68V67H161ZM38 69V68H37ZM51 69V68H50ZM137 69V68H136ZM141 69V68H140ZM14 70V69H13ZM27 70V69H26ZM25 70V71H26ZM142 70V71H143ZM150 70H151V68H150ZM154 70V69H153ZM159 70V69H158ZM17 71V70H16ZM15 70H14V72H12V74L14 75V79H12L10 82L8 81H6V82H2L1 80H0V98H3V97H5L4 95H5V93H12V96H14V98L12 97V98H9V97H7V100H8V102H7V100L5 101L4 99V101L5 102H7V104L8 103H10L11 102V104H8V106L9 107H14L15 105V103H19V105L21 104L20 102H22V103H24V102H26L27 103V101H31L30 100V98L32 97L31 96V94H35V97H33V98H35V99H32V101L31 102H29V103H27V104H31L29 107H32V108H37V106L39 107L40 106V104H42V107L44 106V100L46 101L45 102V104H46V106L48 107V108H50V109H52V108H54L55 106V104L53 105V103H52V101H51V98H48V94L49 93H45V94H43V95H39L40 94V92H42L44 89H45V87H46V84L44 83V81H43V76H42V70L41 69H39L38 71H37V74H38V80H37V85H38V87H37V91H35V92H33L32 93V90L30 91V92H28V91H26L24 88L23 89H21L23 86L20 84V83H23V84H25L24 83V81L25 80H27L28 81V77H24L22 80H23V82L21 81V78H19V81L17 80L18 78H17V76H21V72H23V73H25V71L23 70V71H17L16 72ZM155 71V70H154ZM64 72V71H63ZM130 72V71H129ZM151 72V71H150ZM153 72V71H152ZM162 72H163V68H162ZM159 73L161 74V72L159 71ZM164 73V72H163ZM27 74V73H26ZM26 74H24V76H27ZM150 74V73H149ZM158 74V72L156 71V76H159V75H157ZM9 75H11V74H9ZM49 75V74H48ZM152 75V74H151ZM23 76V75H22ZM62 76H64V75H62ZM133 76V75H132ZM161 76H163L162 74H161ZM160 76V77H161ZM1 77V76H0ZM138 77V78H139ZM150 77H152V76H150ZM154 77V76H153ZM159 77V78H160ZM164 77V76H163ZM2 78V77H1ZM11 78V77H10ZM61 78V77H60ZM137 78V79H138ZM155 78V77H154ZM158 78V77H157ZM6 79V78H5ZM8 79V78H7ZM132 79H133V77H132ZM131 79V80H132ZM161 79H162V77H161ZM160 79V80H161ZM60 80V81H59ZM136 80V79H135ZM147 80V81H146ZM162 80H164V79H162ZM167 80V79H166ZM26 81V83H28V82H30V81H28L27 82ZM53 81V82H54ZM156 81V80H155ZM168 81V80H167ZM166 81V82H167ZM172 81V80H171ZM20 82V83H19ZM134 82H136V81H134ZM133 82V83H134ZM149 82H151V80L149 81ZM128 83V84H127ZM156 83H159V82H156ZM160 83H161V81H160ZM163 83V82H162ZM65 84V85H66ZM167 84V83H166ZM55 85H57V84H55ZM60 85V86H61ZM134 85H136V83L134 84ZM151 85V84H150ZM152 85H153V83H152ZM169 85V84H168ZM25 86V85H24ZM30 86V85H29ZM59 86V85H58ZM57 86V87H58ZM138 86V85H137ZM156 86H160L159 84L158 85H156ZM156 86H155V89H156ZM28 87V86H27ZM32 87V86H31ZM138 87V88H139ZM61 88V89H62ZM138 88H136V91H139V92H141L140 91V89L139 90H137ZM141 88V87H140ZM167 88H168V86H167ZM170 88V87H169ZM29 89H31V88H29ZM33 89V88H32ZM131 89H133V87L131 88ZM21 90H23V92L24 93H21ZM26 92H25V91ZM34 90V89H33ZM165 90H166V88H165ZM172 90V89H171ZM10 91V92H9ZM135 91V92H136ZM155 91V90H154ZM156 91H158V87H157V89H156ZM168 90H166V92H167ZM37 92V93H36ZM148 92V91H147ZM172 92V91H171ZM10 93V94H11ZM154 93V92H153ZM159 93V92H158ZM174 93V92H173ZM14 94H16V95H14ZM150 95L152 94V91H151V93H149ZM161 94V93H160ZM168 94V93H167ZM170 94V93H169ZM176 94V93H175ZM30 95V96H29ZM37 95V96H36ZM171 95V94H170ZM8 96H10V95H8ZM29 96V100H27V97ZM63 96V95H62ZM140 96V95H139ZM147 96H148V94H147ZM157 96V95H156ZM167 96V95H166ZM5 97V98H6ZM97 97V98H98ZM131 97V96H130ZM128 98V97H127ZM144 98V97H143ZM84 99V98H83ZM89 99H87V100H89ZM0 100H2V99H0ZM127 100V99H126ZM133 100V99H132ZM136 100V99H135ZM173 100V99H172ZM91 101V100H90ZM95 101H96V99H95ZM94 101V102H95ZM98 101H99V99H98ZM134 101V100H133ZM140 101V100H139ZM174 101H176V99H174ZM13 102H14V104H13ZM69 102V101H68ZM94 102H92V104L94 103ZM107 102V101H106ZM109 102V101H108ZM2 102H0V106H4V105H7V104H4V102H3V105L1 104ZM17 103V104H18ZM26 103H24V105L26 106ZM83 103H84V100H83ZM91 103V102H90ZM97 103V102H96ZM141 103V102H140ZM16 104V106H19V105H17ZM68 103H66V105H67ZM98 104V103H97ZM128 104V105H127ZM139 104V103H138ZM170 104V103H169ZM176 104V103H175ZM13 105V106H12ZM23 104H22V108H24L23 106H24ZM33 105V106H32ZM65 105V106H66ZM81 105V106H80ZM101 105V104H100ZM106 105V104H105ZM166 105V104H165ZM8 106H6V107H8ZM21 106V105H20ZM19 106V107H20ZM86 106V105H85ZM94 106V105H93ZM135 106V107H134ZM140 106H142V105H140ZM5 107V106H4ZM5 107V108H6ZM45 107V106H44ZM71 107V108H72ZM99 107V106H98ZM17 108V107H16ZM21 108V107H20ZM56 108V107H55ZM70 108V109H71ZM72 108V109H73ZM84 108V107H83ZM87 108V107H86ZM27 109V110H26ZM39 109V108H38ZM37 109V110H38ZM71 109V110H72ZM146 109V108H145ZM4 110V109H3ZM7 110V109H6ZM12 110V109H11ZM23 110H24V112H23ZM23 110H19V113H18V110H17V113L21 116V117H19L20 118V120H22V121H20V122H22L21 124V126H23V124L24 125H27L29 122H31V113H28L29 111V109L28 108H25V109H23ZM35 110V109H34ZM43 110V109H42ZM46 110V109H45ZM49 109H47V111H48ZM53 110H55V109H53ZM58 110V109H57ZM79 110V109H78ZM8 111H9V108H8ZM14 111H16V110H13V111H11V113H8L7 111H5L6 112V114H9V116H10V114H12L11 115V117H13L14 118V115H15V113H14ZM27 113H26V112ZM40 111V113H41V110H39ZM50 111V110H49ZM73 111V110H72ZM22 112V113H21ZM31 112V111H30ZM36 112V111H35ZM44 112V111H43ZM54 112V111H53ZM52 112V113H53ZM60 112V111H59ZM81 112V111H80ZM79 112V113H80ZM84 112V111H83ZM88 112V111H87ZM45 113H46V111H45ZM62 112H60V115H58V117H56L57 118V120L59 121V123L60 124H62V127L61 128H63L64 127V125L67 123V122H69L68 120V117H66L65 115V117L63 116V113L61 114ZM76 113H77V110H76ZM14 114V115H13ZM30 114V115H29ZM58 114V113H57ZM83 114V113H82ZM81 114V115H82ZM84 114H83V116H84ZM151 114V113H150ZM2 115V114H1ZM4 115H5V113H4ZM144 115V114H143ZM9 116H7L8 117V119L10 118ZM33 116V115H32ZM45 116H46V114H45ZM52 116V114L51 115H49L47 118V120L48 121H46V123H48L49 122V124L50 125H48V126H46L48 129L50 128V126H54V124H53V118H55V116H53V117H51ZM76 116V115H75ZM79 116H80V114H79ZM79 116H77V117H79ZM86 116V117H87ZM148 116V115H147ZM3 117V116H2ZM5 117H6V115H5ZM7 117H6V119H7ZM122 117H124V116H122ZM121 117V118H122ZM18 118V119H19ZM33 118H35V115L33 116ZM40 118V117H39ZM49 118H50V120H49ZM75 118V117H74ZM103 118V117H102ZM143 118V117H142ZM145 118V117H144ZM147 118V117H146ZM149 118H150V115H149ZM2 118H0V120H1ZM4 119V118H3ZM11 119V118H10ZM36 119V118H35ZM52 119V120H51ZM108 119V118H107ZM12 120V119H11ZM11 120H10V122H11ZM44 120V119H43ZM77 120V119H76ZM80 120V119H79ZM82 120V119H81ZM80 120V121H81ZM100 120V119H99ZM17 121V120H16ZM29 121V122H28ZM79 121V122H80ZM13 122V121H12ZM12 122H11V124H12ZM25 122H28V123H25ZM33 122H35V121H33ZM40 122V121H39ZM52 122V123H51ZM83 122V121H82ZM204 122V121H203ZM14 123H15V121H14ZM18 124H19V122H17ZM58 123V124H59ZM70 123V122H69ZM76 123V122H75ZM96 123V122H95ZM109 123V122H108ZM4 124V123H3ZM7 124V123H6ZM11 124H9L10 126H12ZM32 125H33V123H31ZM36 124H38L39 125V123H37V121H36ZM35 124V125H36ZM80 124V123H79ZM83 124V123H82ZM82 124H80V125H82ZM91 124H92V122H91ZM20 125V124H19ZM30 125V124H29ZM31 125V126H32ZM76 125V124H75ZM89 125H90V123H89ZM99 125V124H98ZM105 125V124H104ZM60 126V125H59ZM71 126V125H70ZM78 126V125H77ZM92 126V125H91ZM107 126V125H106ZM12 127H14V125L12 126ZM15 127H17V126H15ZM14 127V128H15ZM34 127V126H33ZM37 127V126H36ZM42 128L43 127H45V124H44V126H41ZM56 127H58V126H56ZM81 127V126H80ZM101 127H103V126H101ZM109 127V126H108ZM11 128V127H10ZM22 128V127H21ZM20 128V129H21ZM60 128V129H61ZM83 128V127H82ZM91 128V127H90ZM107 128V127H106ZM13 129V128H12ZM25 129V128H24ZM23 129V130H24ZM51 129V128H50ZM67 129V128H66ZM74 129H75V127H74ZM88 129V128H87ZM86 129V130H87ZM7 130H9V128L7 129ZM41 130V129H40ZM40 130H39V132H40ZM62 130H64V129H62ZM70 129H67V130H64L65 131V133H67L66 131H69ZM79 130V129H78ZM77 130V131H78ZM89 130V129H88ZM108 130V129H107ZM12 131V130H11ZM10 130H9V132H11ZM21 131V130H20ZM47 131V130H46ZM61 131V130H60ZM74 131V130H73ZM99 131H101L100 129H99ZM225 131V130H224ZM2 132V131H1ZM27 132H30V131H27ZM70 132V131H69ZM81 132H82V134L85 132V134L87 133L86 131H80V133H79V135H82L81 134ZM95 132V131H94ZM106 132V131H105ZM217 132V131H216ZM3 133V132H2ZM36 133V132H35ZM45 133V132H44ZM72 133V132H71ZM78 133V132H77ZM89 134H90V132H88ZM99 133V135H100V132H98ZM102 133V132H101ZM143 133V132H142ZM219 133H220V131H219ZM219 133H218V135H215L214 137L216 138V136H218V140H216V139H214L213 137L211 138V136H212V133H211V135H210V133H209V135L207 136V134H203L204 136V139L203 138H200V139H202V143L201 144H199L200 146H201V148L200 149H202V151L204 150V149H206L207 147H215V148H220L221 149V153L220 154H218V156H216L212 161H209V162H207L206 163V165H204V166H197V168H196V170H197V172H199V171H201L202 173H201V175H199L198 177H194V175H192L193 173H191L190 171H188V169H187V167L186 166H183V165H180L179 167H176L175 165H173V164H171V163H169L168 165H167V167H166V169L164 168V170H163V172H161V170H159L158 168H157V170H156V167H157V164H156V162H151L149 165H145L146 167H144V168H146V169H142L140 172H136L137 174H136V177H135V172L133 171L134 169H132V171L134 172V173H132V171L130 170L129 172H131L132 174H130L129 172H124V174H126V176L123 174V172H121V171H117V170H120L121 168H122V165L121 164H123V167H127V164L129 163V160L131 159V157H132V153L134 154V155H136L137 156V149H138V151L140 150V152L139 153H141V151H142V149H143V151L142 152H144V150L145 149H148L147 148V143H146V146L144 145L143 146V148H141V147H138L137 148V146H138V143H136L134 140H132L131 141V144H126L125 142V144L122 142V140L124 139H122L121 140V142L119 141V137H118V139L116 138L117 136H115V135H113L114 136V140L116 139V141L118 140L119 142H120V144L118 143L116 146H117V150L118 151H120L119 153H118V151L117 152H115L116 151V146H115V148L113 149L112 147L110 148L111 149V151H108V153L109 152H113L114 150V152L111 154H108L107 156L105 155V156H103L104 158H101L102 156L100 155V151L102 150V149H106V150H108V148L107 147H105L103 144V146H104V148H103V146H102V149L100 148L101 147V145L99 144V145H97V146H95L94 145V148L96 149L95 151H97L95 154L93 153H91V154H89L90 156V158H89V160H85L84 158H83V162H84V160L85 161H87V163H88V165H90L89 167H90V169H91V167H93L92 169H94V167L97 165L96 164V162L97 161H99V163H101L100 161V158L101 159H105L106 157V159L105 160H103L102 162L104 163V162H106L107 160H108V156L110 157V156H114V154L116 155V153L117 154H120L121 153V155H123V153H122V151H124L125 153L124 154H126L127 152V150H131L130 152H129V154L128 155H131L130 156V159L129 160H127L128 159V156H127V154L126 155H124V160H122L121 159V161H120V158H119V161L118 160H116V158H115V160H111V157L109 158L110 160H108L107 162H109L110 163V165L109 166H111L110 167V170H109V172L111 171L112 172V170H113V173H109V174H111V176L112 175H115L116 174V176H118V177H120V178H118V177H116V178H118V180H117V182L116 181H114V182H116V183H112V185H109V189H108V192H107V187H105V188H103V190L105 189V192L104 193H106V195H109L110 194V196L112 197V199L113 198H116V200L119 198H124V197H129V196H132L133 194H136L137 192H140L141 191V193H145V195L146 196H149L150 195V193H148V192H146L145 190H147L148 191V189L147 188H149L148 186L149 185H147V184H149V183H152V181H154V180H156V179H159V178H164V186H168V187H170V186H172L173 184H172V182H174V185L176 186V194H177V196L178 195H183V197L184 198H182L180 201H178V200H170L169 202H168V208H165V206L163 207V206H161V207H158L157 209L155 208V211L153 210H151V211H149V210H146V208L144 209V208H142L137 202H136V204H134V203H132L131 201L130 202H126V204H124L123 205V203H122V205H116L115 204V199H113L114 200V202L113 201H110V200H112L111 199V197H110V199L109 198H107V197H103V195L101 196V194H99V192L97 191L98 189H97V187H96V184H95V186L93 185V182L91 181L93 178H91V179H89V178H87L86 176H83L84 174L82 173V171H81V169H80V166H81V164H80V162L79 161H76V159H75V153H72L73 151H71L69 148H70V146H67V144H62V146H63V148H65V145H66V148L67 147H69V148H67L66 150L68 151H66L65 150V152H63L62 151V149L60 150V148H62L61 147V144H57V146H55L56 148H54L53 149V151L51 152L52 154V156H53V158H54V160H57V158L59 157V155H61V154H59L60 152L62 153V159H63V161H64V159H65V161L67 162V160H68V163H69V161L71 162L72 161V166H73V174H71V176L70 177H68L70 180H71V183H74L75 181H78L79 183H81V185H84L83 187H84V189H83V187H80L81 185L80 184H78V182H75L76 184H78V185H76L75 183L74 184H72V185H75V187L76 188H79V190L82 188L83 190V194H84V196H85V198H84V196L81 194V195H79V196H81L80 198H81V200H83L82 201V206H83V208H82V210H84V211H82L83 212V214H85V217L83 216V220L84 221H90L92 224H91V227L93 228V229H98L99 230V228L104 232V233H106V230H107V232L109 233H116V235L117 234H119V233H124V231H125V234H126V231L129 229L130 231H134V232H136L135 234H137V232H142V233H144V231H142V230H145V232L147 233L148 231H150L151 233H152V236H153V239H156V241L158 240V241H160L161 242V244L163 243L164 245H165V247H166V250H170V249H173V250H175V251H177V252H179V254H180V252H182V254L183 253H185L184 251H193V253L195 254V252L196 253H198V254H195V256L196 255H201V253H202V255H203V259H202V261H206V262H214L215 260H216V262H217V259H220V257H221V259H224L223 260V262H222V260H220V262H222V264H264V240H262V239H254L253 237L251 238V237H249V235L248 236H246L247 234H251V232H253V231H249V228H250V226H251V228H252V225H254L255 226V228L258 226L259 228L264 224V188H263V191H261L259 194H256L255 192H253V191H251V192H248V193H246L245 195H243L242 197H240L239 199H237L236 200V204H235V209H236V214L234 215V216H232V219L227 223V222H225V224H221V223H218V225H215L214 224V222L212 223V221H210L209 220V222H208V218L211 216V215H213L214 213H215V210L213 209V204H212V200H211V197H210V193H211V191L210 190H212V191H215L216 189L219 191V189H220V194H221V192H224V191H226L227 192V190H229V189H232V188H237L239 185H244L245 187L244 188H246L247 187V185L244 183V181L246 182V178L248 177V179L249 178H256L257 176H260V177H262V179L264 178V168L262 169V167H263V165H264V163L262 164V159H264L263 158V154H261V155H256L254 152L256 151V153H258L259 151V149H260V152L259 153H263L264 152V149H263V146H262V144L263 143H261V142H258V143H256L255 141V149H253L254 150V152H253V150H252V152L251 151H247L246 152V154H247V156L246 155H244V153H242L241 154V152H245L246 150H245V147H243V145L242 144H237V146H236V148L235 149H239L238 151L236 150L235 152H239V151H241L240 152V154L239 153H233L234 152V150L233 149H231L230 148V146H227L226 144H227V142H225L224 144L222 143V141H220V139H219V137L221 136V135H223L222 133H220V136H219ZM6 134V133H5ZM13 134V133H12ZM15 134V133H14ZM18 134V133H17ZM52 134V133H51ZM62 134V133H61ZM74 134V133H73ZM105 134V133H104ZM111 134V133H110ZM217 134V133H216ZM225 134H227V133H225ZM23 135V134H22ZM37 135V134H36ZM50 135V134H49ZM48 135V136H49ZM64 135V134H63ZM62 135V136H63ZM78 135V134H77ZM97 135V134H96ZM107 135V134H106ZM137 135V134H136ZM145 135V134H144ZM26 136V135H25ZM24 136V137H25ZM42 136H43V134H42ZM45 136V135H44ZM43 136V137H44ZM83 136H85V135H83ZM104 136V135H103ZM112 136V135H111ZM122 136V135H121ZM132 136V135H131ZM138 136V135H137ZM136 136V137H137ZM148 136V135H147ZM150 136V135H149ZM210 136V137H209ZM4 137V136H3ZM14 137V136H13ZM16 137V136H15ZM29 137V136H28ZM93 137H94V134H93ZM96 137H98V136H96ZM110 137V136H109ZM135 137V138H136ZM140 137V136H139ZM150 137H152V136H150ZM199 137H201V136H199ZM33 138V137H32ZM36 138V137H35ZM39 138H40V136H39ZM54 137H52V139H53ZM88 138H89V136H88ZM111 138V137H110ZM134 138V139H135ZM142 138V137H141ZM153 138V137H152ZM221 138V137H220ZM0 139L2 140V142H3V140H4V138H2V134L0 135ZM17 139V138H16ZM22 139H23V137H22ZM41 139H43V138H40V141H41ZM48 139V138H47ZM51 139V138H50ZM61 139V138H60ZM81 138H79V140H80ZM83 139V138H82ZM105 139V138H104ZM111 139H112V141H111ZM111 139H108V141H109V144H111V142L112 143H114L113 145H115L116 143L114 142V140H113V138H111ZM140 139V138H139ZM154 139H155V137H154ZM1 140H0V143H1ZM24 140V139H23ZM35 140V139H34ZM45 139H43L42 140V143H43V141H44ZM64 140V139H63ZM84 140V139H83ZM82 140V142H84ZM124 140H126V139H124ZM138 140V139H137ZM146 140H147V138H146ZM152 140V139H151ZM205 140V141H204ZM212 140H214V141H212ZM222 140V139H221ZM21 141V140H20ZM46 141V140H45ZM60 141V140H59ZM76 141V140H75ZM86 141V140H85ZM100 141V140H99ZM111 141V142H110ZM127 141H130V138H129V140H127ZM149 141H150V139H149ZM157 140H154V142H155V144L154 145H152V144H150V145H152V147H150V148H152L153 149V146L155 147V146H157L156 148H157V150L156 151H158V149L161 147V143H157V142H159V141H157ZM204 141V142H203ZM23 142V141H22ZM35 142V141H34ZM53 142V141H52ZM78 142V141H77ZM80 142V141H79ZM95 142V141H94ZM153 142V141H152ZM151 142V143H152ZM38 143V142H37ZM105 143H106V141H105ZM150 143V142H149ZM239 143H242V142H239ZM4 144V143H3ZM18 144V143H17ZM16 144V145H17ZM31 144V143H30ZM52 144V146H53V143H51ZM84 145L85 144H87L86 142L85 143H83ZM244 144V143H243ZM246 144H248L247 142L245 143V145ZM260 144V145H259ZM1 145V144H0ZM37 145V144H36ZM35 145V146H36ZM76 145V144H75ZM81 145H82V143H81ZM108 145V144H107ZM112 144L111 145H108V147L109 146H113ZM119 145H120V147H119ZM141 145V144H140ZM149 145V144H148ZM149 145V146H150ZM225 145V146H224ZM238 145H241L242 147V149L243 150H241L240 149V147L238 146ZM7 146V145H6ZM13 146V145H12ZM19 146V145H18ZM23 146V145H22ZM40 146H41V144H40ZM47 146V145H46ZM86 146H89V145H86ZM85 146V147H86ZM252 146V145H251ZM258 146L260 147H262V149L263 150H261V147L258 149ZM5 147V146H4ZM16 147V146H15ZM21 147V146H20ZM50 147V146H49ZM82 147V146H81ZM101 149L100 151H98V149ZM227 147H228V149L230 150L231 149V151H229V152H231L232 154H231V156L232 155H237V154H239V155H237V156H239V157H237V156H235V158H234V156H233V158H230L231 156L229 155L230 153L228 152V149H227ZM238 147V148H237ZM28 148V147H27ZM26 148V149H27ZM39 148V147H38ZM42 148V147H41ZM88 148V147H87ZM92 149H93V147H91ZM137 148V149H136ZM16 149V148H15ZM55 149H59L58 151L57 150H55ZM84 149V148H83ZM152 149H148L149 151L151 150L152 151ZM153 149V150H154ZM257 149V150H256ZM41 150V149H40ZM45 150V147H44V149H43V151ZM47 150H48V148H47ZM49 150H50V148H49ZM48 150V151H49ZM75 150V149H74ZM78 150V149H77ZM104 150H102V151H104ZM113 150V151H112ZM136 150V151H135ZM147 150V152H149ZM160 150V149H159ZM251 150V149H250ZM10 151V150H9ZM22 151V150H21ZM23 151H24V149H23ZM22 151V152H23ZM39 151V150H38ZM42 151V150H41ZM86 151H87V149H86ZM94 151V152H95ZM201 151V152H202ZM258 151V152H257ZM263 151V152H262ZM3 152V151H2ZM6 152V151H5ZM30 152V150H28V153ZM34 152V151H33ZM45 152V151H44ZM50 152V151H49ZM84 152V151H83ZM88 152V151H87ZM98 152H100V153H98ZM106 152V151H105ZM146 152V153H147ZM153 152V151H152ZM227 152L229 153L228 155L230 156V157H228V155H226L227 154ZM9 153V152H8ZM17 153V152H16ZM24 153V152H23ZM22 153V155H24ZM102 153H104V152H102ZM101 153V154H102ZM107 153V152H106ZM106 153H104V154H106ZM136 153V154H135ZM156 153V152H155ZM154 153V154H155ZM203 153V152H202ZM251 154V156H250V154ZM258 153V154H259ZM84 154V153H83ZM86 154V153H85ZM196 154H201L199 151H197L196 152ZM254 154H255V156H254ZM20 155V154H19ZM28 155V154H27ZM87 155V154H86ZM91 155H96V156H94V157H92ZM133 155V156H134ZM253 155V156H252ZM263 155V156H262ZM99 156H101V157H99ZM127 156V158L125 159V157ZM257 156V157H256ZM259 156H261V157H259ZM17 157V156H16ZM20 157V156H19ZM40 157H41V155H40ZM44 157V156H43ZM78 157V156H77ZM99 157V158H98ZM123 157V156H122ZM121 157V158H122ZM250 157H252V158H250ZM24 158V157H23ZM28 158V157H27ZM52 158V159H53ZM136 158V157H135ZM7 159V158H6ZM37 159H39V158H37ZM49 159V158H48ZM60 159V161H61V158H59ZM99 159V160H98ZM114 159V158H113ZM117 159H118V157H117ZM4 160V159H3ZM17 160V159H16ZM125 160H126V162H127V164L124 166V162H125ZM133 160H135V159H133L132 158V162H134V163H136L135 161H137V160H135V161H133ZM7 161V160H6ZM10 161L12 162V160H11V158H10ZM18 161H21V159L20 160H18ZM41 161V160H40ZM43 161V160H42ZM131 161V160H130ZM259 161L261 162V168H260V170H259V167H258V171L259 172H257V169L255 170L254 168L256 167L257 168V164L256 163H259ZM10 162V163H11ZM22 162V161H21ZM20 162V163H21ZM44 162V161H43ZM65 162V163H66ZM137 162H139V161H137ZM20 163L19 164H17V166L19 167V165H20ZM46 163V162H45ZM56 161L54 162L53 161V168H52V166L50 165V164H48L49 165V167L48 168H51L50 170H52V169H55L56 167H58L56 164ZM61 163V162H60ZM60 163H59V165H60ZM62 163H64V162H62ZM82 163V162H81ZM85 163V162H84ZM98 163V162H97ZM108 163V164H109ZM237 164V165H233L234 166V169L231 167L232 166V164ZM5 164V163H4ZM13 164H14V162H13ZM40 164V163H39ZM107 164V163H106ZM256 164V165H255ZM42 165H45L46 167L48 166L47 164H42ZM62 165V164H61ZM60 165V166H61ZM64 165V164H63ZM69 165V164H68ZM71 165V164H70ZM130 165V164H129ZM134 165V164H133ZM229 165V166H228ZM231 165V166H230ZM239 165H240V167H239ZM255 165V167L253 168V169H251L253 166ZM6 166H7V164H6ZM24 166V165H23ZM107 166V165H106ZM105 166V167H106ZM109 166H107V167H109ZM119 166L121 167L120 169H119ZM156 166V167H155ZM239 168H238V167ZM252 166V167H251ZM10 167V166H9ZM16 167V166H15ZM31 167V166H30ZM66 167H67V165H66ZM100 167V166H99ZM105 167H103V168H105ZM113 167V168H112ZM118 167V168H117ZM134 167V166H133ZM227 167L228 168H231V169H228L229 171H227L226 169H227ZM247 167H249L251 170H254V171H251V170H249V168H247ZM8 168V167H7ZM48 168H46V170H43V172H45V171H48ZM102 168V167H101ZM137 168V167H136ZM138 168H139V166H138ZM11 169V168H10ZM43 169H45V168H43ZM62 169V168H61ZM69 169V168H68ZM87 169V168H86ZM89 169V168H88ZM91 169V170H92ZM97 169H98V167H97ZM106 169V168H105ZM112 169V170H111ZM124 169V168H123ZM57 170V168L55 169V171ZM63 170H64V168H63ZM99 170V169H98ZM137 170V169H136ZM233 170V171H232ZM11 171V170H10ZM21 171V170H20ZM23 171V170H22ZM53 171V170H52ZM90 171V170H89ZM100 171V170H99ZM103 171V170H102ZM104 171H106V170H104ZM138 171V170H137ZM11 172H13V171H11ZM54 172V171H53ZM53 172H51V171H48V173L50 174V173H53ZM67 172V171H66ZM96 172V171H95ZM108 172V171H107ZM106 172V173H107ZM117 172H118V175H117ZM121 172V173H120ZM228 172H230V173H228ZM5 173V172H4ZM29 173H30V171H29ZM61 173V172H60ZM63 173V172H62ZM61 173V174H62ZM65 173V172H64ZM87 173H89V172H87ZM101 172H99V174H100ZM105 173V172H104ZM127 173L128 174H130V175H127ZM1 174V173H0ZM7 174V173H6ZM14 174V173H13ZM23 174H25V173H23ZM26 174H28L27 172H26ZM49 174H48V176H49ZM95 174V179H96V182H97V179L99 178L98 177V173L96 172V173H93V175ZM119 174H121V175H119ZM249 174V175H248ZM15 175V174H14ZM13 175V176H14ZM33 175V174H32ZM34 175H36V174H34ZM44 175H45V173H44ZM104 175V174H103ZM2 176V175H1ZM6 176V175H5ZM108 176V175H107ZM110 176V175H109ZM108 176V177H109ZM110 176V177H111ZM175 176H177L176 177V180H177V178H179L178 180H185V181H187V183H184V181H183V183L181 182V180L179 181V183L177 182L176 183V181H172V180H174V178L173 179H171V177H175ZM3 177V176H2ZM33 177V176H32ZM44 177V176H43ZM59 177H61L60 175H59ZM114 177V176H113ZM165 177H166V179H165ZM6 178V177H5ZM39 178V180H37L38 181V184H39V186L38 187H40L39 188V191H41L42 193H43V191L44 192H46V190H43L42 191V189L44 188V189H46V188H48V187H46L45 188V185L47 186V184H45V181H46V183L49 181V184H51L50 182H51V180H44L42 177H38ZM65 178V177H64ZM71 178H73V179H71ZM102 179V178H101ZM33 180V179H32ZM61 180V179H60ZM74 182H73V181ZM100 180V179H99ZM104 180V179H103ZM167 180V181H166ZM169 180H171L172 182L170 183L169 182ZM230 180V181H229ZM63 181H66V179L65 180H63ZM94 181V180H93ZM160 181V180H159ZM158 181V182H159ZM242 181H243V183H242ZM52 182H53V180H52ZM55 182H57V181H54L53 182V184L54 185H56L55 184ZM62 182V181H61ZM104 182V181H103ZM157 182V183H158ZM161 182H163V181H161ZM188 182H190V184L188 183ZM253 182H254V180H253ZM100 183V182H99ZM170 183V184H169ZM242 183V184H241ZM26 184V183H25ZM32 183H29V185H31ZM52 184V185H53ZM57 184H59V182L57 183ZM67 184V183H66ZM159 184V183H158ZM168 184V185H167ZM179 184H181V185H179ZM60 185H63V184H61L60 183ZM59 185V186H60ZM71 185V184H70ZM104 185V184H103ZM108 185V184H107ZM138 185V186H137ZM154 185V184H153ZM26 186V185H25ZM32 186V185H31ZM30 186V187H31ZM111 186V187H110ZM135 186V187H134ZM146 186V187H145ZM26 187H28V186H26ZM29 187V188H30ZM37 187V188H38ZM64 187V186H63ZM62 186H61V188L64 190V192H65V189L67 188L66 186H65V188H63ZM74 187V188H75ZM102 187V186H101ZM134 189H133V188ZM139 187V188H138ZM152 187V186H151ZM155 187V186H154ZM52 188V187H51ZM57 188V187H56ZM70 188V187H69ZM68 188V189H69ZM144 190H142V189ZM144 188H146V189H144ZM219 188V189H218ZM27 189V188H26ZM55 189V188H54ZM139 189V190H138ZM149 189H151V188H149ZM158 189V188H157ZM204 189H207V190H209V192L207 191V193L204 195V197H201V195L199 196L198 194H191V193H201L202 191L204 192L205 190ZM1 190V189H0ZM47 190H49V189H47ZM51 190V189H50ZM57 190V189H56ZM75 190V189H74ZM153 190V189H152ZM17 191H18V189H17ZM20 191V190H19ZM22 191V190H21ZM30 191V190H29ZM58 191H59V189H58ZM66 191H68L67 189H66ZM72 191H73V189H72ZM84 191H85V193H86V195H85V193H84ZM136 191V193H134ZM143 191V192H142ZM217 191V192H218ZM51 192V191H50ZM50 192H48L47 191V193H49L50 195H51V193ZM59 192H62V190L61 191H59ZM63 192V193H64ZM73 192H76V190L75 191H73ZM150 192H153V191H150ZM218 192V193H219ZM15 193V192H14ZM58 193V192H57ZM63 193L61 194V195H63ZM66 194H64L63 196H67V193H69L70 194V190H69V192H65ZM72 193V192H71ZM159 193V192H158ZM170 193V192H169ZM31 194V193H30ZM49 194H48V196H49ZM60 193H58V195H59ZM73 194V193H72ZM140 194V193H139ZM138 194V195H139ZM149 194V195H148ZM152 194V193H151ZM189 194V195H188ZM191 194V195H190ZM41 195V194H40ZM71 195V194H70ZM69 195V196H70ZM78 195V194H77ZM77 195L74 193V196L72 195V197H73V199H75L76 197H77ZM141 195V194H140ZM155 195V194H154ZM186 197H185V196ZM188 195V196H187ZM223 195H225L224 193H223ZM36 195H34V197H35ZM52 196H53V193H52ZM65 196V197H66ZM69 196L68 197H66V200H67V198H68V200H69ZM174 196H176V195H174ZM49 197H51V196H49ZM54 197V196H53ZM64 197V198H65ZM72 197H70L71 199L69 200V201H73V199H72ZM83 197V198H82ZM150 197H151V195H150ZM182 197V196H181ZM43 198V197H42ZM44 198H46V196L44 197ZM80 198H76L77 199V201H78V204H80ZM106 198V199H105ZM144 198V197H143ZM172 198H173V196H172ZM3 199V198H2ZM53 199H55V198H53ZM62 199V198H61ZM75 199V200H76ZM79 199V200H78ZM107 199H109V200H107ZM142 199V198H141ZM144 199H146V197L144 198ZM8 200V199H7ZM37 200H39V199H37ZM51 200V199H50ZM57 200V199H56ZM59 200V199H58ZM65 200V199H64ZM64 201V203L65 202H67V201ZM75 200L73 201V202H75ZM143 200V199H142ZM242 200H244L245 202H247L248 204H251V206L248 208L247 206H245V205H243L242 204ZM6 201V200H5ZM4 201V202H5ZM53 201V200H52ZM71 201V203H73ZM76 201V202H77ZM120 201V200H119ZM152 201V200H151ZM61 202V201H60ZM59 202V203H60ZM63 202V201H62ZM117 202V201H116ZM140 202V201H139ZM233 200H232V198H231V200H229V205L227 206V207H224L222 210H219V212H218V215H225V214H227L230 210H231V208L233 207ZM59 203H57V204H59ZM68 203V202H67ZM156 203V202H155ZM7 204V203H6ZM142 204V203H141ZM145 204V203H144ZM153 204V203H152ZM152 204H151V206H152ZM158 204V203H157ZM166 204H167V202H166ZM1 205V204H0ZM48 205H49V203H48ZM68 205V204H67ZM67 205L66 204H63V207H67ZM5 206V205H4ZM13 206V205H12ZM74 206V205H73ZM79 206V205H78ZM155 206V205H154ZM60 207V206H59ZM87 207H89V209H88V211H87ZM167 207V206H166ZM6 208V207H5ZM51 208V207H50ZM71 208V207H70ZM70 208H67V211H69L70 210ZM75 208V207H74ZM77 208V207H76ZM86 210H85V209ZM92 208V209H91ZM148 208V207H147ZM1 209V208H0ZM52 209V208H51ZM55 209V208H54ZM61 209H62V207H61ZM69 209V210H68ZM72 209V208H71ZM152 209V208H151ZM4 210V209H3ZM24 210V209H23ZM22 210V211H23ZM59 210V209H58ZM66 210V209H65ZM5 211V210H4ZM66 211V212H67ZM73 211H75V210H73L72 209V212ZM86 211V212H85ZM1 212V211H0ZM14 212H15V210H14ZM54 212V211H53ZM65 212V211H64ZM70 212H71V210H70ZM10 213V212H9ZM18 213V212H17ZM16 213V214H17ZM57 213V212H56ZM61 213H63V212H61ZM26 214V213H25ZM29 214V213H28ZM54 214V213H53ZM71 214V213H70ZM5 215V214H4ZM20 215H21V213H20ZM60 216V215H59ZM68 216H69V212H68ZM76 216V215H75ZM81 216V217H82ZM10 217V216H9ZM50 217V216H49ZM55 217V216H54ZM53 217V218H54ZM62 217H63V214H62ZM66 217V216H65ZM71 217V216H70ZM77 217V216H76ZM12 218V217H11ZM57 218V217H56ZM94 218H96V219H94ZM5 219V218H4ZM65 219V218H64ZM77 219V218H76ZM92 219H94L95 221H93ZM121 219H125V220H123V221H121V222H119ZM56 220V219H55ZM54 220V221H55ZM67 220V219H66ZM74 220V219H73ZM78 220V219H77ZM255 220H258V222L256 223L255 222ZM3 221V220H2ZM13 221V220H12ZM57 221V220H56ZM68 221V220H67ZM111 221V222H110ZM5 222H7V220L5 221ZM9 222L11 223V221L9 220ZM8 222V223H9ZM78 222V221H77ZM76 222V223H77ZM90 222L88 223V225L90 224ZM211 222V223H210ZM62 223H63V220H62ZM113 225H115V226H113ZM123 223V224H122ZM86 224V223H85ZM119 224V225H118ZM120 224H121V226H120ZM4 225V224H3ZM64 225H67V224H64ZM81 225V224H80ZM87 225V224H86ZM5 226V225H4ZM7 226H9L8 224H7ZM76 226V225H75ZM90 226V225H89ZM110 226V227H109ZM12 227V226H11ZM32 227V226H31ZM34 227V226H33ZM63 227V226H62ZM70 227H71V225H70ZM70 227H67V229L69 228V229H71ZM106 227V228H105ZM113 227V228H112ZM136 227H138V228H140V229H134V228ZM146 227V228H145ZM9 228V227H8ZM16 228V227H15ZM61 228V227H60ZM89 228V227H88ZM108 228V229H107ZM132 228V229H131ZM143 228V229H142ZM148 228V229H147ZM255 228L253 229V230H255ZM18 229V228H17ZM20 229V228H19ZM95 229V230H96ZM104 229H106L105 231H104ZM147 229V230H146ZM35 230V229H34ZM63 230H64V228H63ZM101 230H99V231H101ZM116 231V232H114V231ZM128 230V231H129ZM247 230H248V232H247ZM251 230V229H250ZM257 230V229H256ZM62 231V230H61ZM86 231H88V230H86ZM91 231H92V229H91ZM101 231V232H102ZM111 231H113V232H111ZM127 231V232H128ZM247 232V234H246V232ZM258 231V230H257ZM97 232V231H96ZM245 232V233H244ZM255 232V231H254ZM254 232H253V234L252 235H254ZM36 233V232H35ZM63 233H64V231H63ZM91 233V232H90ZM258 233V232H257ZM8 234V233H7ZM17 236H15L13 233H12V236H9V235H6V236H4V235H1L3 238H7V236H8V238L10 237V239H8L9 241H11L12 242V240H13V238L15 239V238H18V240H20V236L18 237V233H15ZM93 234H94V231H93ZM100 234V233H99ZM134 234V233H133ZM150 234V233H149ZM240 234H245L244 235V237H242ZM14 235V236H13ZM33 235H34V233H33ZM104 235V234H103ZM106 235V234H105ZM120 235V234H119ZM132 235V234H131ZM23 236V235H22ZM123 236V235H122ZM141 236V235H140ZM143 236V235H142ZM141 236V237H142ZM148 236V235H147ZM147 236H146V238H147ZM238 236H240L239 237V240H236V238L238 237ZM1 237V238H2ZM38 237V236H37ZM42 237V236H41ZM133 237V236H132ZM137 237V236H136ZM1 238H0V241H2L1 240ZM150 238H151V234H150ZM24 239V238H23ZM121 239V238H120ZM134 239H135V237H134ZM152 239V238H151ZM174 239V240H173ZM250 239H251V243L254 241V243H253V245H252V248H251V244H249V242H250ZM252 239H254V240H252ZM117 240V239H116ZM128 240V239H127ZM132 240V239H131ZM137 240V239H136ZM233 240H235V241H233ZM16 241V243L18 242L17 241V239L15 240ZM14 241V242H15ZM80 241V240H79ZM139 241V240H138ZM140 241H141V239H140ZM154 241V240H153ZM236 241H238V242H236ZM22 242V241H21ZM20 242V243H21ZM124 242V241H123ZM130 242V241H129ZM143 242V241H142ZM147 242V241H146ZM233 242V243H232ZM236 242V243H235ZM3 243V242H2ZM1 242H0V264H10V263H12V259L13 258H15V256L16 255H18V254H14V251H11V247H10V245L8 246V245H5L7 242H6V240L4 241V245L5 246H8V248H6L5 246H3V244H2ZM10 243V242H9ZM19 243V242H18ZM71 243V242H70ZM73 243V242H72ZM126 243V242H125ZM149 243V242H148ZM156 243H158V242H156ZM232 245L231 246V248L233 247V245H236V246H234L235 247V250H233L234 248H232V250L230 249V248H228V247H230V246H227V245H230V244ZM235 243V244H234ZM256 243V245H254ZM2 244V245H1ZM27 244V243H26ZM118 244H119V242H118ZM121 244H123V243H121ZM131 244V243H130ZM134 244V243H133ZM241 244V245H240ZM11 245H12V243H11ZM31 245V244H30ZM155 245V244H154ZM238 245H240V246H238ZM16 246V245H15ZM19 246H21V245H19ZM92 246V245H91ZM110 246V245H109ZM108 246V247H109ZM153 246V245H152ZM151 246V247H152ZM156 246V245H155ZM239 248H238V247ZM9 247H10V251L8 250L9 249ZM138 247V246H137ZM149 247V246H148ZM226 248V249H224V248ZM101 248V247H100ZM128 248V247H127ZM134 248V247H133ZM89 249H91V248H89ZM95 249V248H94ZM98 249V248H97ZM102 250H103V247L101 248ZM122 249V248H121ZM150 249V248H149ZM120 250V249H119ZM123 250H124V248H123ZM139 250V249H138ZM222 250H227L225 253H223V251ZM31 251V250H30ZM133 251V250H132ZM149 251V250H148ZM188 251V252H189ZM235 253H233V252ZM18 252V251H17ZM23 253V255L24 256H22V255H20L21 256V258L22 259H24V257L28 254V250L26 251V249L24 248L23 249V251H22ZM27 252V253H26ZM176 252V253H177ZM187 252V253H188ZM241 252L242 253H244L243 255H244V257H242L243 255L241 254ZM14 254V256H13V254ZM25 253H26V255H25ZM98 253V252H97ZM206 255H205V254ZM221 253H223V254H221ZM237 253V254H236ZM238 253H239V256H241V257H237V255H238ZM175 254V253H174ZM224 254H226V256L224 255ZM232 254H234L236 257L234 258V255H233V258H232ZM176 255V254H175ZM193 255V254H192ZM201 255V256H202ZM205 255V256H204ZM222 255V256H221ZM43 256H44V254H43ZM63 256V255H62ZM66 256V255H65ZM68 256V255H67ZM70 256V255H69ZM140 256V255H139ZM156 256V255H155ZM159 256V255H158ZM179 256V255H178ZM185 256H188V255H185ZM225 256V257H224ZM231 256V257H230ZM17 257V256H16ZM49 257V256H48ZM157 257V256H156ZM155 257V258H156ZM163 257V256H162ZM172 257V256H171ZM175 257V256H174ZM181 257V256H180ZM196 257H198V256H196ZM222 257H224V258H222ZM18 258V257H17ZM20 257H19V259H20V261L21 262H24V260L22 261V259H21ZM27 260H29L28 258H27V256L25 257ZM52 258V257H51ZM158 258V257H157ZM193 258V257H192ZM191 258V259H192ZM232 258V259H231ZM242 258V259H241ZM243 258H244V260H243ZM56 259V258H55ZM190 259V260H191ZM196 259V258H195ZM195 259H192V260H195ZM205 259V260H204ZM15 261H16V259H14ZM50 260V259H49ZM178 260V259H177ZM186 260H187V258H186ZM212 260V261H211ZM11 261V262H10ZM61 261V260H60ZM185 261V260H184ZM196 261V260H195ZM198 261V260H197ZM201 261V260H200ZM199 261V262H200ZM242 261V262H241ZM25 262H26V260H25ZM28 262V261H27ZM59 262V261H58ZM199 262H196L197 264L199 263ZM13 263H14V261H13ZM12 263V264H13ZM126 263V262H125ZM189 263V262H188ZM202 263V262H201ZM219 263V262H218ZM20 264H22V263H20ZM24 264H27V263H24ZM195 264V263H194ZM203 264V263H202ZM204 264H205V262H204ZM207 264V263H206Z\"/></svg>","mask_w":264,"mask_h":264}]
</instances>
